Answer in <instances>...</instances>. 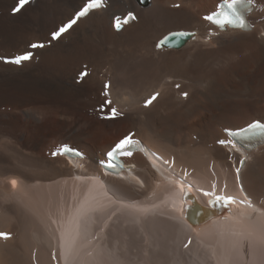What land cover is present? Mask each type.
Wrapping results in <instances>:
<instances>
[{
  "label": "bare ground",
  "instance_id": "obj_1",
  "mask_svg": "<svg viewBox=\"0 0 264 264\" xmlns=\"http://www.w3.org/2000/svg\"><path fill=\"white\" fill-rule=\"evenodd\" d=\"M221 1L103 0L53 39L87 0H0V264H264V140L226 133L264 120V0L219 31ZM176 31L195 37L160 44ZM126 137L163 159L122 154L142 184L99 166Z\"/></svg>",
  "mask_w": 264,
  "mask_h": 264
},
{
  "label": "snow or ice",
  "instance_id": "obj_2",
  "mask_svg": "<svg viewBox=\"0 0 264 264\" xmlns=\"http://www.w3.org/2000/svg\"><path fill=\"white\" fill-rule=\"evenodd\" d=\"M29 0H18L17 6L14 8V11H19L21 7L27 4ZM252 2V0H223V3L219 6L217 12L210 14L205 17L206 20L214 23L220 28H225L227 26L239 27V28H246L248 27V22L244 17V12L248 10V5ZM103 6V0H87L86 5L80 10L76 17L71 20L67 25L62 26L57 32L53 33V39H56L60 36V34L66 31L68 28H71L73 24L76 23L78 19L83 16H86L91 10L97 9ZM178 6V5H177ZM226 9V10H225ZM128 19H135L132 13L128 14V17L124 20V23H127ZM116 27L119 30L121 27V23L117 20ZM31 47H43V45L34 44ZM31 53H25L23 55L17 56L14 58L13 63L20 64L25 60H29L31 58ZM88 73L85 70L81 76H86ZM179 87V85H177ZM159 94L153 95L151 98L145 101V106H148L152 103L153 100L157 98ZM187 93H185V96ZM114 111V110H113ZM257 130L260 133H264V124L260 122H254L253 124L249 125L248 128L243 129V133H251L256 134ZM233 135H240V133H233ZM136 142L131 139V137H126L120 143H118L111 152L108 153V156L115 159L118 153H123L125 155H131V146L134 145ZM223 143V141H221ZM128 149L125 151V149ZM65 151H71V149L65 148ZM15 184V181L12 182ZM225 199V198H220ZM231 201V198H227ZM0 237L5 239L9 238V234L0 233Z\"/></svg>",
  "mask_w": 264,
  "mask_h": 264
},
{
  "label": "water",
  "instance_id": "obj_3",
  "mask_svg": "<svg viewBox=\"0 0 264 264\" xmlns=\"http://www.w3.org/2000/svg\"><path fill=\"white\" fill-rule=\"evenodd\" d=\"M192 35L193 34H186V35H184V33H175V34L172 33V34L167 35L164 39H162L161 42H160V44L162 46H168V47H172V48H179V47L183 46L188 40H190L192 38ZM173 37H177L178 38L177 41L176 42L175 41H170L169 42L168 39H173ZM179 188L182 190L183 197H185L186 190H190L191 194L195 197V199L198 202H200V199H199L197 193L195 192L194 188L191 185H188V184L182 185V184H180V187ZM188 188H190V189H188ZM212 202H213V200H210V203L211 204H213ZM185 210L187 211L186 207L184 208V206H182L181 207V210H180V214L182 213V214L185 215L186 214V211ZM237 210L238 209H234V211H232V212L223 210V214H225V215L222 216L221 218L222 219H227L230 216H232V214L237 213ZM194 217H196V216H194ZM215 218L216 217H214V218L211 217V219L205 221L203 223V225H207L208 222L213 221V219H215Z\"/></svg>",
  "mask_w": 264,
  "mask_h": 264
},
{
  "label": "rangeland",
  "instance_id": "obj_4",
  "mask_svg": "<svg viewBox=\"0 0 264 264\" xmlns=\"http://www.w3.org/2000/svg\"><path fill=\"white\" fill-rule=\"evenodd\" d=\"M192 9H194V8H192ZM192 9H191V10H192ZM15 12H16V11H15ZM9 107H10V108H13V106H9ZM6 108H8V107H7V106H4V107H3V111H4V112L13 113V110H11V111H10V110H6ZM120 112H121V111H120ZM19 117L23 118L22 115H19ZM99 118H100V117H99ZM101 119H102V118H101ZM57 136H58V135H57ZM57 136L55 137L56 139H57ZM114 136H115V134H114ZM50 137H51V136H49V138H50ZM55 138H53V139L50 138L49 140H54V141H55V140H56ZM193 138H195V136H193ZM59 145H60V144H59ZM59 145H57V146H59ZM187 245H188V244H184V245H183V249H186ZM184 247H185V248H184Z\"/></svg>",
  "mask_w": 264,
  "mask_h": 264
}]
</instances>
